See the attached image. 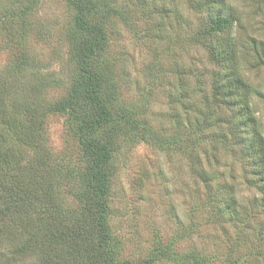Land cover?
I'll list each match as a JSON object with an SVG mask.
<instances>
[{"label":"rangeland","instance_id":"obj_1","mask_svg":"<svg viewBox=\"0 0 264 264\" xmlns=\"http://www.w3.org/2000/svg\"><path fill=\"white\" fill-rule=\"evenodd\" d=\"M109 1L115 9L105 24L113 121L92 139L110 150L105 202L114 255L132 264H197L193 256L207 264H264V181L253 151L258 140L222 93L225 68L214 48L223 35L207 7L200 0ZM30 2L0 0V67L13 74L8 77L20 102L34 98L47 108L21 172L40 182L35 186L43 210L54 209V224L82 227L95 242L97 192L91 156L80 143L83 116L94 111L79 99L87 105L81 117L48 112L78 80L86 83L73 46L77 9L69 0H40L25 11ZM229 2L240 21L237 38H264V0ZM248 57L240 69L263 92L251 100L264 135V63L250 68ZM230 194L248 204L244 222L229 214ZM0 208L6 212L7 203L0 201ZM45 211L16 222L6 212L1 264H43L42 254L14 229L42 228ZM98 262L93 255L91 264Z\"/></svg>","mask_w":264,"mask_h":264},{"label":"trees","instance_id":"obj_2","mask_svg":"<svg viewBox=\"0 0 264 264\" xmlns=\"http://www.w3.org/2000/svg\"><path fill=\"white\" fill-rule=\"evenodd\" d=\"M69 2L77 9L75 21L78 34L73 39V46L86 83L78 80L70 96L48 108V112H68L81 117L87 105L80 103L79 99L90 103L94 111L92 116H83L85 120L80 143L84 152L91 156L89 173L97 192L93 202L97 239L95 242L90 240L89 234L81 230L82 227L68 229L54 224V209L43 210L42 194L35 186V183L40 182L22 174V163L29 157L25 148L34 149L37 145L39 122L42 123V117L47 115L44 114L47 108L39 101L41 105L38 104L34 98L25 103L20 102L17 94L12 92L14 77L13 79L9 77L13 74L5 67H0V201L7 203L8 219L14 222L20 221L25 213L43 214L45 211L44 218L45 220L48 218V223L42 228H39L37 223H30L26 228L20 229V226H17L14 229L20 234L21 240L26 236L28 244L42 254L43 264H91L93 255L99 264H132L129 261H119L113 252L107 222L108 208L105 202L108 180L104 170L110 150L106 144L92 139L97 132L110 126L113 121L114 82L111 78V62L107 57L109 36L105 24L108 14L115 13V9L112 12L111 9L109 10V0H69ZM39 3L40 0H31L24 10L30 12ZM229 3V0H200L199 4L207 7L208 17L218 36L223 35L217 48H214L216 57L225 68L226 80L222 93L230 97L231 102L242 114L245 125L258 140L253 151L255 158L258 159L256 162L259 168L258 174L264 181V135L258 126L251 100L252 95L262 96L263 92L254 87L240 69L242 61L248 60V56L252 59L248 62L250 68L264 63V38L249 35L247 39L240 41L234 34L240 21ZM229 8L231 11L227 12L226 9ZM4 13L5 16H9L7 11ZM38 92L40 88L36 95ZM27 116L28 119L23 120ZM225 206L237 221L244 222L247 219L248 204L240 203L237 195L230 194ZM6 212L0 208V264L6 260V253L1 249L5 241L4 232L7 231L1 224L5 220ZM80 219L81 217L76 222H80ZM93 248L95 254L92 255ZM18 249L22 250L20 246ZM193 259L197 264H207L198 256H193Z\"/></svg>","mask_w":264,"mask_h":264}]
</instances>
